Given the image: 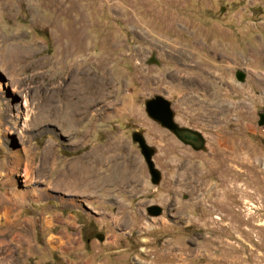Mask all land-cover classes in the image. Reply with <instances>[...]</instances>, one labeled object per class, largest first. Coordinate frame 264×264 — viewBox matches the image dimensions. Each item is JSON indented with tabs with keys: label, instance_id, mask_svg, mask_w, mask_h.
I'll use <instances>...</instances> for the list:
<instances>
[{
	"label": "rangeland",
	"instance_id": "374dc122",
	"mask_svg": "<svg viewBox=\"0 0 264 264\" xmlns=\"http://www.w3.org/2000/svg\"><path fill=\"white\" fill-rule=\"evenodd\" d=\"M0 65L21 67L12 103L25 94L33 108L36 159L52 145L61 163L97 171L77 206L63 191L25 201L19 220L34 228L10 232L30 233L32 245L3 264H264V0H0ZM14 72L0 68L8 98ZM53 88L79 122L39 133L34 108ZM155 95L204 150L146 115ZM134 133L154 148L157 185ZM60 234L71 243L58 245Z\"/></svg>",
	"mask_w": 264,
	"mask_h": 264
},
{
	"label": "bare ground",
	"instance_id": "6f19581e",
	"mask_svg": "<svg viewBox=\"0 0 264 264\" xmlns=\"http://www.w3.org/2000/svg\"><path fill=\"white\" fill-rule=\"evenodd\" d=\"M74 65H80V62L76 61ZM0 68L7 73L12 68L15 70L12 94L8 98L7 91L4 95L3 91H0V146L6 147L2 156L4 161L0 162V183L3 187V193L0 195V264H3V262L11 263L14 256L20 254L24 248L30 249L32 245L30 233L10 232L13 228L22 229L26 226L34 228L35 222L32 218L25 217L19 220L21 206L25 201H39L41 198L49 197L50 190L63 191L70 195L67 198L70 204L77 206L78 200L75 196L93 183L92 178L97 171L94 172L92 166H89L93 162L89 160H73L68 166L66 163H61L54 155L52 145H46L40 157L36 159L29 144L34 125L31 117L33 108L27 103L25 94L12 103V100L16 99L15 95L21 96L23 91L20 79L17 78L21 67L18 69L14 68V65H0ZM88 84L81 94L86 93V106L90 108L95 96L94 91L91 90V81ZM58 95L59 89L53 88V97L47 103L34 108L33 116L37 118L39 133L48 129V123L57 125L63 132L77 126L79 120L76 116H79V113L73 112L69 118L66 117L69 116L68 112L63 110V101ZM77 100L78 96L73 101V105ZM121 174L124 175L123 172ZM38 220L42 224H49L50 217L40 214ZM54 240L58 245L65 241L71 243L69 234H60L54 237ZM2 253L7 256L6 259L2 257Z\"/></svg>",
	"mask_w": 264,
	"mask_h": 264
},
{
	"label": "water",
	"instance_id": "95a60500",
	"mask_svg": "<svg viewBox=\"0 0 264 264\" xmlns=\"http://www.w3.org/2000/svg\"><path fill=\"white\" fill-rule=\"evenodd\" d=\"M156 63L149 61V63ZM243 74L238 72L237 78L242 79ZM144 110L146 115L153 121L157 122L160 126L170 131L181 142L190 145L196 150H204V139L201 134L193 129L183 127L174 122V111L171 108L169 100L161 95H155L144 101ZM258 125L264 124V111L258 114ZM132 140L138 145L139 151L147 166L151 182L157 185L160 182V172L154 166L152 156L154 148L149 146L145 139L138 133L132 135ZM146 212L150 216H159L162 209L158 205H149L146 207Z\"/></svg>",
	"mask_w": 264,
	"mask_h": 264
}]
</instances>
